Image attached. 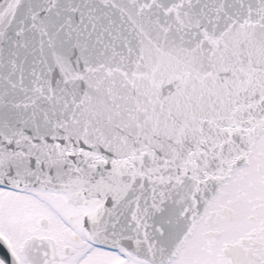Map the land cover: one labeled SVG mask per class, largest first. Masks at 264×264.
I'll list each match as a JSON object with an SVG mask.
<instances>
[{
  "label": "snow or ice",
  "instance_id": "snow-or-ice-1",
  "mask_svg": "<svg viewBox=\"0 0 264 264\" xmlns=\"http://www.w3.org/2000/svg\"><path fill=\"white\" fill-rule=\"evenodd\" d=\"M0 264H264V0H0Z\"/></svg>",
  "mask_w": 264,
  "mask_h": 264
}]
</instances>
